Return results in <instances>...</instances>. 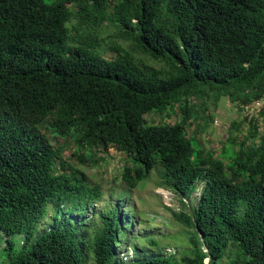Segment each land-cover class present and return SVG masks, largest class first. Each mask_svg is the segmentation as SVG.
<instances>
[{"label":"trees","instance_id":"16d2710c","mask_svg":"<svg viewBox=\"0 0 264 264\" xmlns=\"http://www.w3.org/2000/svg\"><path fill=\"white\" fill-rule=\"evenodd\" d=\"M108 26L125 46L102 44ZM221 97H264V0H0V264H214L228 245L227 264H264V101L227 134V162L191 142ZM67 141L86 165L91 149L123 154L129 188L154 169L195 199L172 212L189 251L119 256L133 221L91 208L100 183L62 158Z\"/></svg>","mask_w":264,"mask_h":264},{"label":"rangeland","instance_id":"374dc122","mask_svg":"<svg viewBox=\"0 0 264 264\" xmlns=\"http://www.w3.org/2000/svg\"><path fill=\"white\" fill-rule=\"evenodd\" d=\"M113 32L114 30L109 26L101 30L99 38L102 39L103 45L111 44L112 41L122 43L114 38ZM122 44L125 46V43ZM237 102L221 97L213 106L210 100L205 101V112L209 113L212 119L204 125L205 118L201 114V110H198L194 121V126L198 127L196 130L197 139H191L194 148L198 147L197 145L202 148H212L209 150L213 151V155L221 157L227 162L229 161L226 156L229 157L232 154L234 142L236 144L240 135L246 134L249 126H251L247 116H244L241 111L242 104L238 105ZM259 111L252 116L258 119ZM242 116L246 119L244 120ZM149 119L156 122L157 116L150 114ZM214 119H216L215 123L213 122ZM189 130L191 134L194 127L191 126ZM228 133L236 134L234 142L225 140ZM61 143L64 145L62 158L82 170L92 184L100 183V198L93 201L91 208L98 211L106 206L118 204L124 221H133L131 227L125 222L129 229H125L122 239L127 243L120 241L121 244L118 248L116 247L119 256L129 259L133 255L131 247L132 249L134 247L145 249L149 253L150 251L171 253L176 258L189 251L185 235L186 227L174 217L172 212L179 209H182L185 213L189 212L195 199L190 198L185 201V205H182L177 195L166 188L157 187V176L154 169L138 181L133 188L123 185L114 175L120 170L125 161V156L113 148H108L104 152L91 149L93 156L100 158L94 165H86L82 164L80 159L89 153L88 149L76 148L69 141ZM223 144L227 146V150L221 153L219 147ZM135 166L137 165L135 164ZM89 212L90 210H87L85 215ZM47 222L43 221L42 225ZM18 239L17 236L14 237V240ZM150 240L154 241L155 244H150ZM1 245L2 238L0 237ZM229 247L230 245L227 246L224 256L216 260L214 264H227L228 259L234 257L236 251L230 252Z\"/></svg>","mask_w":264,"mask_h":264},{"label":"built area","instance_id":"2783aa9c","mask_svg":"<svg viewBox=\"0 0 264 264\" xmlns=\"http://www.w3.org/2000/svg\"><path fill=\"white\" fill-rule=\"evenodd\" d=\"M263 101H264V98L262 97V98L252 100L248 103L242 104L241 105V111H242L243 115L247 116V118H249L251 115L256 114L259 111ZM213 122L215 123L216 119H214ZM167 250H168V248H167Z\"/></svg>","mask_w":264,"mask_h":264},{"label":"bare ground","instance_id":"6f19581e","mask_svg":"<svg viewBox=\"0 0 264 264\" xmlns=\"http://www.w3.org/2000/svg\"><path fill=\"white\" fill-rule=\"evenodd\" d=\"M164 191V190H163Z\"/></svg>","mask_w":264,"mask_h":264}]
</instances>
